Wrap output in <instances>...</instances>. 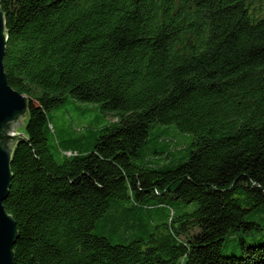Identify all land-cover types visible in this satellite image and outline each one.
Wrapping results in <instances>:
<instances>
[{
	"label": "trees",
	"instance_id": "obj_1",
	"mask_svg": "<svg viewBox=\"0 0 264 264\" xmlns=\"http://www.w3.org/2000/svg\"><path fill=\"white\" fill-rule=\"evenodd\" d=\"M263 1L0 0L7 80L30 101L4 202L16 264H264V242L223 254L262 229L246 216L264 206ZM69 98L113 123L62 137L51 113ZM155 125L191 134L188 156L148 160ZM129 200L138 237L97 234Z\"/></svg>",
	"mask_w": 264,
	"mask_h": 264
},
{
	"label": "rangeland",
	"instance_id": "obj_2",
	"mask_svg": "<svg viewBox=\"0 0 264 264\" xmlns=\"http://www.w3.org/2000/svg\"><path fill=\"white\" fill-rule=\"evenodd\" d=\"M259 6H262L264 10V1L262 5L256 2L252 7L258 8ZM262 16L264 17V14ZM51 115L55 128L64 138L85 135L92 139L102 128L113 123L112 118L104 115L98 105L83 103L72 98H69V101L59 109L53 110ZM157 137H160L159 141L156 140ZM191 143L192 135L179 131L175 125H155L151 129L149 142L144 148V153L147 154V159L154 164L178 163L188 156ZM155 149L163 150L165 153L162 155L154 154ZM168 153L172 155L170 159ZM137 162L141 164V160ZM131 205L130 200L113 202L107 214L98 221L95 232L108 237L115 244H128L135 240L140 233L133 231L132 227L125 225L126 222L123 221L129 215L131 219L136 217L129 210ZM197 206L196 203L190 204L188 211L195 210ZM246 222L257 223L262 229L250 231L241 229L230 234L224 244L223 254L239 253L241 239L245 240L247 244L264 242V206L250 212L246 216ZM196 232H198L197 229L193 230V233Z\"/></svg>",
	"mask_w": 264,
	"mask_h": 264
},
{
	"label": "water",
	"instance_id": "obj_3",
	"mask_svg": "<svg viewBox=\"0 0 264 264\" xmlns=\"http://www.w3.org/2000/svg\"><path fill=\"white\" fill-rule=\"evenodd\" d=\"M8 43L6 15L0 6V264H16L14 246L19 232L4 206L13 179L12 162L16 148L28 141L26 128L30 101L14 90L7 80L4 57Z\"/></svg>",
	"mask_w": 264,
	"mask_h": 264
},
{
	"label": "built area",
	"instance_id": "obj_4",
	"mask_svg": "<svg viewBox=\"0 0 264 264\" xmlns=\"http://www.w3.org/2000/svg\"><path fill=\"white\" fill-rule=\"evenodd\" d=\"M66 156L71 157L73 154L71 152L66 153Z\"/></svg>",
	"mask_w": 264,
	"mask_h": 264
}]
</instances>
